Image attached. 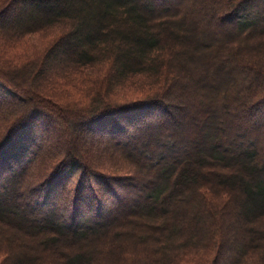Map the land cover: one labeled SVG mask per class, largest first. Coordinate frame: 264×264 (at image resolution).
Masks as SVG:
<instances>
[{"label": "trees", "instance_id": "1", "mask_svg": "<svg viewBox=\"0 0 264 264\" xmlns=\"http://www.w3.org/2000/svg\"><path fill=\"white\" fill-rule=\"evenodd\" d=\"M257 2L0 0V264H264Z\"/></svg>", "mask_w": 264, "mask_h": 264}, {"label": "rangeland", "instance_id": "2", "mask_svg": "<svg viewBox=\"0 0 264 264\" xmlns=\"http://www.w3.org/2000/svg\"><path fill=\"white\" fill-rule=\"evenodd\" d=\"M177 0H163V2L165 3H163L162 5H161V7L162 8H165V7H167V6H174L175 5V2H176ZM155 3L157 4V2L155 1ZM255 5V8H254V12L255 13H257V14H262V15H264V3H262V2H257V4H254ZM160 6V5H159ZM32 8H33V6L31 5V4H29L28 5V7L26 8V10L27 11H30V10H32ZM31 39V38H30ZM18 50V48L17 47H14V48H9V52L11 53V54H13V53H15V51L16 52H18L17 51ZM20 52V51H19ZM54 60H56V59H54ZM132 92H133V90H132ZM81 101V100H80ZM86 102V100H83L82 102H80V103H85ZM192 108V107H191ZM193 109V108H192ZM186 110L187 111H189L190 109L189 108H186ZM141 118H143L144 120L145 119H148V118H146V117H143V116H141ZM146 121V120H145ZM151 122L150 121V119L149 120H147V122ZM45 130L46 131H48V128L46 129L45 128ZM104 142H108L107 140H105ZM104 145V144H103ZM101 187V186H100ZM110 205H112L111 203H110ZM225 259V258H224ZM224 263V262H223ZM225 264V263H224Z\"/></svg>", "mask_w": 264, "mask_h": 264}]
</instances>
